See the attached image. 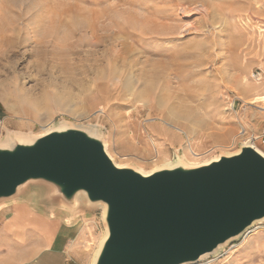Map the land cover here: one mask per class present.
<instances>
[{"label": "rangeland", "instance_id": "rangeland-1", "mask_svg": "<svg viewBox=\"0 0 264 264\" xmlns=\"http://www.w3.org/2000/svg\"><path fill=\"white\" fill-rule=\"evenodd\" d=\"M262 6L0 0V142L38 137L50 127L95 130L114 161L144 173L238 152L264 128V79H253L264 74ZM236 79L260 95L244 96ZM189 141L198 157L188 153ZM257 147L264 152L259 141ZM50 196L48 186L30 184L0 209V264H22L46 247L37 225L59 232L68 264L92 263L106 233L103 208L83 199L74 213ZM19 216L32 226L13 225ZM20 253L28 257L19 261ZM202 264H264V223Z\"/></svg>", "mask_w": 264, "mask_h": 264}, {"label": "water", "instance_id": "water-1", "mask_svg": "<svg viewBox=\"0 0 264 264\" xmlns=\"http://www.w3.org/2000/svg\"><path fill=\"white\" fill-rule=\"evenodd\" d=\"M90 132L66 126L0 146V204L37 184L74 213L83 199L101 206L107 237L94 264L196 263L264 220V156L255 147L144 175L116 166Z\"/></svg>", "mask_w": 264, "mask_h": 264}, {"label": "bare ground", "instance_id": "bare-ground-1", "mask_svg": "<svg viewBox=\"0 0 264 264\" xmlns=\"http://www.w3.org/2000/svg\"><path fill=\"white\" fill-rule=\"evenodd\" d=\"M261 2V1H260ZM263 7V6H262ZM260 36H263L264 37V29H262L260 32ZM229 77V79L230 80H233V79H235V77H233L232 75H230V76H228ZM236 82L241 86V89H242V94L244 95V96H248V95H250V94H254V95H257V96H259L260 94H259V90L257 89V88H255V87H253L252 85H250V86H248V85H246V84H244V83H242V81H240L239 79H236ZM257 83L258 84H260L258 81H257ZM244 96H241V97H239V99L240 100H242L245 104H249L250 102L248 101V100H246L245 99V97ZM264 102V101H263ZM262 110H264V108H262ZM170 127H172V128H174L177 132H179V133H185L184 132V130L182 129V128H180V127H178V126H176V125H173V124H168ZM64 127H66V126H62V127H60V128H64ZM55 128H48L46 131H45V134H47V133H49V132H51L52 130H54ZM45 134H43V135H45ZM91 136H95V135H97V131H95V130H91V132L89 133ZM42 136V135H41ZM20 137H22V136H20ZM33 138H29V139H26V138H15L14 140H16V141H18L19 143H31L33 140H34V138H36V137H34V136H32ZM10 138V137H9ZM14 140H12V141H10V142H0V146L1 147H9V146H11L14 142ZM251 141H249L248 143H245V144H243V145H251V146H253V147H255L256 148V150H258L263 156H264V152H262L258 147H257V144L255 143V141H254V139L253 138H251L250 139ZM107 146L108 145H106L105 144V149H106V152L108 153V151H107ZM186 149H187V151H188V153L189 154H191V156H193V157H198L199 155L198 154H196L195 153V151H194V149H193V146H192V143L189 141L188 143H187V147H186ZM108 155H109V153H108ZM110 156V155H109ZM186 157V155H184V158ZM110 158H111V156H110ZM112 159V158H111ZM112 161L116 164V166H118V167H123V166H121L119 163H117L116 161H114V159H112ZM161 167V166H160ZM142 172V171H141ZM153 172V171H152ZM152 172H150V173H152ZM144 175H148V174H150V173H144V172H142ZM11 202H15V200H13V201H11ZM4 204H6V203H1L0 204V209H2L5 205ZM15 217V216H14ZM13 225H15V226H19L20 224H21V228H27L28 226H32V224H29V222H28V220L26 219V218H24L23 219V217H21V216H19L18 218H16L13 222ZM15 223V224H14ZM264 223V220L263 221H260V222H257V223H255L254 225H253V227H251L250 229H248L247 231H246V233L244 234V236H245V241H246V239L252 234V232H253V230H254V228L257 226V224L258 225H261V224H263ZM15 226H13V227H15ZM35 228H36V230L39 232V234H45L46 233V231H49V229H48V227H46V225H42V226H39V225H37V226H34ZM106 232V231H105ZM107 237V232L105 233V235H104V237L102 238V240L99 242V245H98V247H97V249H96V251H95V253H94V255H93V259H92V263L91 264H94L95 263V261H96V257H97V255H98V253H99V250H100V248H101V246H102V244H103V242H104V240H105V238ZM218 251H216L215 253H217ZM207 258V256H204V257H202L198 262H196V263H191V264H202V262H203V259H206Z\"/></svg>", "mask_w": 264, "mask_h": 264}, {"label": "crops", "instance_id": "crops-1", "mask_svg": "<svg viewBox=\"0 0 264 264\" xmlns=\"http://www.w3.org/2000/svg\"><path fill=\"white\" fill-rule=\"evenodd\" d=\"M256 134H258V137L262 136L264 134V128L260 130L257 127ZM15 216V213H14ZM35 215L29 217L31 220L35 219ZM49 231H46L45 234H42L39 236V238L43 241L44 245H46L45 248H43L36 256L35 258L31 260H26L22 264H68V261L70 260L69 253L67 250L62 246L63 244L60 242L61 238H59V232L55 229L53 225L47 226ZM51 229V230H50ZM56 230L55 234L53 231ZM53 234V237L51 236ZM18 237V236H17ZM48 237H52L50 242H45L44 240H48ZM59 239V240H58ZM49 241V240H48ZM37 242V241H36ZM37 244V243H34ZM39 246V245H38ZM27 254L20 253L18 260L23 261L25 258H27ZM8 264H12L10 258Z\"/></svg>", "mask_w": 264, "mask_h": 264}, {"label": "built area", "instance_id": "built-area-1", "mask_svg": "<svg viewBox=\"0 0 264 264\" xmlns=\"http://www.w3.org/2000/svg\"><path fill=\"white\" fill-rule=\"evenodd\" d=\"M263 6H264V0H263ZM253 79L255 81L261 82L264 79V74L261 71H256L253 74ZM255 141V143L257 144L258 141L260 142V146L262 147V149H264V134L260 137H252Z\"/></svg>", "mask_w": 264, "mask_h": 264}]
</instances>
